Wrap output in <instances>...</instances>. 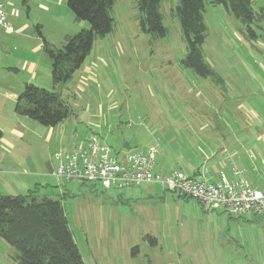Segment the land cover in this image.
<instances>
[{
    "label": "rangeland",
    "instance_id": "374dc122",
    "mask_svg": "<svg viewBox=\"0 0 264 264\" xmlns=\"http://www.w3.org/2000/svg\"><path fill=\"white\" fill-rule=\"evenodd\" d=\"M9 1L23 16L27 7L35 13L39 4ZM177 3L163 0L160 11L167 34L153 38L140 31L137 0H115L111 33L94 38L72 79L59 89L33 83L57 91L68 106L70 115L56 127L45 128L22 116L16 122L0 119L6 138L0 146V195L35 191L59 201L84 264H264V220L237 223L156 185L104 190L99 183L58 180L52 173L57 153L90 136L104 141L119 158L172 138V147L195 152L200 165H207L201 155L209 154L206 147L221 144L218 135L226 127L264 130V0H253L259 15L249 27L222 6L205 5L204 62L223 80L222 86L215 77L202 79L182 67L186 45L173 15ZM67 10L69 17L61 21L43 17L38 24L56 48L65 43L62 34L89 28ZM34 26L19 37L0 31V51L11 54L0 61V81L7 74L5 65L15 67L21 52L30 55L33 41L27 34L38 38ZM16 74L9 77L14 83L28 82L25 71ZM205 118L219 128L212 133L200 129ZM11 127L22 134H10ZM228 137L231 143L233 136ZM16 253L0 239V264H15Z\"/></svg>",
    "mask_w": 264,
    "mask_h": 264
},
{
    "label": "trees",
    "instance_id": "16d2710c",
    "mask_svg": "<svg viewBox=\"0 0 264 264\" xmlns=\"http://www.w3.org/2000/svg\"><path fill=\"white\" fill-rule=\"evenodd\" d=\"M162 2L137 0L140 31L153 38H163L167 34L160 11ZM26 3L27 0H23V4ZM206 4L224 7L247 27L259 14L254 12L253 0H178L173 15L186 45V54L180 61L182 67L202 79L215 77L216 83L222 86L223 80L214 75L204 62L202 47L206 26L203 13ZM114 5L115 0H66L74 19L86 22L89 28L68 36L61 48L45 40L39 25L35 27L50 64L53 89L65 85L81 68L95 37L104 38L111 33ZM14 112L45 128L56 127L70 115L68 106L57 91H48L30 83L25 84L18 95ZM0 239L16 250L12 259L15 264H84L61 203L47 196H38L35 191L24 196L0 195Z\"/></svg>",
    "mask_w": 264,
    "mask_h": 264
},
{
    "label": "crops",
    "instance_id": "0c3cea01",
    "mask_svg": "<svg viewBox=\"0 0 264 264\" xmlns=\"http://www.w3.org/2000/svg\"><path fill=\"white\" fill-rule=\"evenodd\" d=\"M0 4H2L4 7L8 24V29L0 28V31H2L4 35H12V37L21 36V34H23L24 32L29 31L35 23L36 25L34 27H36L39 23L42 22L43 17H49L48 20L52 23L61 21L63 16L69 17L67 10L68 8H66L67 6L66 2L64 4V0H53V2L51 0H39V4H37L36 6L37 9H34L35 13L31 14V7H27L25 16L21 15V10L19 8H15L9 0H0ZM12 25H15L17 28V31L15 33L13 32L14 30ZM68 36V33L62 34L61 42H65ZM28 38L33 41V44L27 51L33 57L28 55L27 52H21L18 55L19 57L15 58V61L17 62L14 65L15 67H9V65H5L6 67L3 68V71H6L7 74L5 75L4 82L0 81V119L8 118L13 122L17 121L18 118L16 117H18L19 115L14 112L15 102L18 95L22 92L21 90H23L22 88H24L25 84H33L39 81L42 82V84L49 83L52 86L51 72L46 62L47 57L46 59L44 58V56L46 55L43 51L42 41L39 37L37 38L33 36L31 32H28L27 39ZM42 53L44 54V56ZM9 56H11V54L8 53L7 50L0 51V61L3 57L9 58ZM21 70L25 71L28 74V78L26 79L28 82L22 81L14 83L15 80L13 81V79L15 78L11 80L9 78L10 75L16 73V75H18ZM11 77L16 76L12 75ZM217 93L218 95H220L219 92ZM173 126H175V124H173ZM201 128H203V130L209 128L211 130L209 131L212 133L219 127L212 120L207 123L206 119L204 123L200 124V129ZM228 129L231 132H228ZM9 133H14L19 136L22 134L18 129H14L12 127L10 128ZM223 135L225 136L223 137ZM238 135H241L240 138L238 137ZM218 136V140L221 144L217 145L214 148H212L211 146L206 147V150H208L209 154L201 155L202 157H204V159H202L203 162L205 159L207 160V165H204V163L200 165V156L195 152H192V154H188L186 150L175 149L174 147H172V145L170 144L172 138L168 139L166 142H162L161 139L156 140L146 149L156 148L157 154L155 158V171L159 173L169 174L171 172H181L184 175L191 177L199 175L207 177L210 176L213 181L221 180L222 175L225 180L233 181L236 179V177L233 175L232 170L235 169L242 172L241 176L252 187L262 188L264 186V130L244 127L232 129L226 127L223 131V134ZM228 136H233V138L231 139V143ZM5 139L6 138H4L2 134V138L0 139V146L2 143H6ZM71 149L67 151H70ZM67 151H62L59 153H64ZM55 159L58 163L56 156ZM56 166L57 164L55 165V168ZM40 177H42V175ZM211 211L221 213V211ZM228 217L233 219L234 221L237 220V223L239 220H243L246 224H257L260 220H262H259L257 218L238 219L229 215ZM254 219V222H247L248 220L253 221Z\"/></svg>",
    "mask_w": 264,
    "mask_h": 264
},
{
    "label": "built area",
    "instance_id": "2783aa9c",
    "mask_svg": "<svg viewBox=\"0 0 264 264\" xmlns=\"http://www.w3.org/2000/svg\"><path fill=\"white\" fill-rule=\"evenodd\" d=\"M0 28H7L6 13L0 4ZM156 148L130 151L122 158L97 137L90 136L70 151L56 155L53 175L58 180L99 183L104 190H125L143 184H155L197 201L209 210L221 211L234 218L264 220V186L252 187L232 170L236 177L213 181L211 177L186 176L181 172L163 174L155 171Z\"/></svg>",
    "mask_w": 264,
    "mask_h": 264
}]
</instances>
